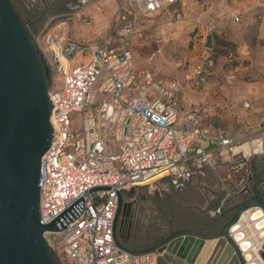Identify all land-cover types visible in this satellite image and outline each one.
<instances>
[{"label": "built area", "instance_id": "built-area-1", "mask_svg": "<svg viewBox=\"0 0 264 264\" xmlns=\"http://www.w3.org/2000/svg\"><path fill=\"white\" fill-rule=\"evenodd\" d=\"M115 1L116 21L95 43L53 34L49 25L35 37L50 73L53 106L52 142L41 161V222L59 220L60 232L46 238L53 249L61 246L70 264H161L156 251L134 254L116 242L120 196L152 185L148 182L160 175L184 178L193 158L214 165V154L229 156L234 142L222 132L212 137L193 105L181 112L177 82L140 74L134 65L131 40L138 14L128 2L138 7L139 15L148 16L183 0ZM241 19L235 16L233 21ZM196 23L199 30L213 29ZM212 65L207 57L194 68L191 80L206 83ZM89 111L92 116H86ZM73 114L84 116L79 133ZM243 162L239 157L235 163Z\"/></svg>", "mask_w": 264, "mask_h": 264}, {"label": "rangeland", "instance_id": "rangeland-1", "mask_svg": "<svg viewBox=\"0 0 264 264\" xmlns=\"http://www.w3.org/2000/svg\"><path fill=\"white\" fill-rule=\"evenodd\" d=\"M100 1L12 0L23 20L29 24L33 37L49 25L51 33H66L75 40L77 30L91 34V27L86 22L93 20L91 11L94 7L75 14ZM186 4L184 9L176 6L159 14L142 16L138 7L128 2L138 14L135 20L137 34L131 40L137 71L179 81L182 86L179 100L186 109L195 104L204 107V122L214 130L223 131L235 146L264 137V126L257 124L258 116L254 118L250 114L251 108L246 106L249 101L242 97L249 94L254 85L259 86L258 91L264 94V43L259 40L258 33L264 0L260 5L256 3L255 9L244 15L240 23L230 19L235 10L239 11L231 0H187ZM102 10L107 13L110 9ZM180 11L185 15L182 20L175 17ZM201 16L211 21L212 31L201 34L195 29L194 19ZM110 29L103 36L109 34ZM212 40L214 46L210 45ZM207 57L213 61L212 74L206 83L198 86L191 80L193 70ZM79 61L81 59L76 58L75 62ZM86 116H92V111ZM83 118L82 114L72 115L77 133L82 130ZM179 180L162 177L152 185L138 189L130 239L134 249L151 248L152 244L173 232L192 230L186 226L190 222L194 224V205L200 196L195 192L194 184L186 186ZM143 196L144 200L141 199ZM48 238L53 239L52 236ZM60 250L61 246L54 249L58 264H70Z\"/></svg>", "mask_w": 264, "mask_h": 264}, {"label": "water", "instance_id": "water-1", "mask_svg": "<svg viewBox=\"0 0 264 264\" xmlns=\"http://www.w3.org/2000/svg\"><path fill=\"white\" fill-rule=\"evenodd\" d=\"M49 89V70L29 24L12 0H0V264H58L46 234L60 232L59 220L44 225L40 215L41 161L53 137ZM243 164L250 170L248 184L217 205L222 214L215 223L201 231L173 232L151 248L131 249L120 241L117 226L127 206L121 195L116 242L134 254L156 251L164 264H248L254 258L264 264V234L256 244L247 242L246 250L238 246L245 235H235L244 212L261 209L251 222L264 216V148ZM250 249L256 252L247 259L243 253Z\"/></svg>", "mask_w": 264, "mask_h": 264}, {"label": "crops", "instance_id": "crops-1", "mask_svg": "<svg viewBox=\"0 0 264 264\" xmlns=\"http://www.w3.org/2000/svg\"><path fill=\"white\" fill-rule=\"evenodd\" d=\"M186 1L187 0H183V2L179 3L176 6H181L184 9L187 7ZM231 1L235 8H239V11L235 10V12H233L230 19L233 21V18L235 16H239L242 18L241 21H243L244 15L250 14L251 11L255 9L256 3H258V1H260L259 3H261V1L263 0H231ZM120 2L127 4L128 0H120ZM127 6L129 5L127 4ZM92 7H94L93 10L91 11V16L93 20L89 21L90 24H88V26L91 27V34H85L84 32L77 30V40L73 38H69L66 33L64 35H60V34L59 35L62 37H65L66 39H70V40H73L79 43H92V42L98 41L97 39L101 35H103L110 28L113 27L116 21L118 3L115 0H101L98 3H94L82 9L80 12L76 13L75 15H78L79 13L83 11L89 10ZM174 7H171V8H174ZM102 8H106V9L109 8L110 10L109 12L105 13L103 12ZM159 13H156V14H159ZM179 13L182 14L181 11ZM183 18H185V15L182 14V18L179 20H182ZM197 21L203 22L207 27L208 26L210 27L213 25L211 24V21L206 20L202 18L201 16V17L194 19V27L197 30H199L197 28V23H196ZM68 31H69L68 33H70V28H68ZM199 31L201 32V34H204L206 33L205 31L207 30L202 29ZM258 33H259V40L263 41L264 43V6H263V14H262V19L260 21ZM205 39H207V36H205ZM82 40L83 41L85 40L87 42H83ZM117 43L120 44V40H117ZM131 51H132V48H131ZM202 61L198 62L197 65L201 64ZM139 73L144 74V73H150V72L144 71V72H139ZM211 74H212L211 69L209 68L208 78L210 77ZM163 80H165L166 82L175 81L178 83L180 87V93H179V98H180L182 95L181 83L174 79H163ZM197 85L199 86L203 84H197ZM258 87L259 86L254 85L253 88H251V92L249 94H243L242 97H244V99H247V101H249V103H246V106H248V108L249 107L251 108L250 114L254 118L258 116L257 124L259 126H264V94L258 91ZM203 108L204 107H202L200 104L194 105V110L199 117L201 126L204 128H208L210 130V134L212 137L216 136L217 133H220V132L224 133L221 130L212 129L204 122V120L202 119V113L205 112ZM180 110L182 113L186 111V106L182 102H180ZM224 135L227 138H229L225 133ZM208 146H209L208 143L203 144V147L205 148H207ZM244 147H245V150H244ZM262 148H264V137L251 140V141H246L244 143H241L238 146L234 145L230 150V155L224 158H221L219 155L214 154V157H213L214 165H209L202 158H193L187 163L186 175L184 178L180 179L179 181L185 182L186 186L194 184V188L196 190L195 192L200 197H199V202L194 205L195 212H196L194 224L190 222L188 223L186 227L192 228V230H195V231H201V230L206 229L205 225L210 224L212 222L215 223L216 215L222 214V210L219 207H217V205L220 203H223L226 199L234 196V194L240 191L243 186L248 184L247 178L250 174V170L244 164H236L235 163L236 159L240 157V158H243L244 161L252 160L254 156L258 154V152ZM258 212H262L261 209L257 207L252 208L244 212L242 218L239 220L238 225H241V227L237 231V233H235V235L242 233L245 235V239L241 241L240 243H238V246L248 244L247 242L256 244L258 243V239H257L258 235L264 234V233H261V232H264V230L257 231L253 229L257 225L264 226L263 224L264 216L255 222H251L249 220L255 213L256 214L254 215V217L259 216L261 213H258ZM236 227H234V229H236ZM235 235L231 234V237ZM254 251L256 252V250L250 249L244 252L243 256H246L249 253L254 255L255 253ZM254 259L255 260H252L248 264H254V263L261 264L257 258H254Z\"/></svg>", "mask_w": 264, "mask_h": 264}, {"label": "flooded vegetation", "instance_id": "flooded-vegetation-1", "mask_svg": "<svg viewBox=\"0 0 264 264\" xmlns=\"http://www.w3.org/2000/svg\"><path fill=\"white\" fill-rule=\"evenodd\" d=\"M138 189L130 194L124 195V202L127 204L124 209L117 226V233L120 241L127 247L134 249V245L130 242L132 236V225H133V211L138 202ZM132 197V198H131ZM142 200L145 199V196L141 197ZM165 238L155 242L151 247L157 246L163 242ZM163 264V263H162Z\"/></svg>", "mask_w": 264, "mask_h": 264}, {"label": "bare ground", "instance_id": "bare-ground-1", "mask_svg": "<svg viewBox=\"0 0 264 264\" xmlns=\"http://www.w3.org/2000/svg\"><path fill=\"white\" fill-rule=\"evenodd\" d=\"M257 148V147H256ZM241 149H242V147H241ZM244 150H245V147H244ZM248 150H249V148H248ZM257 150V149H256ZM161 176L162 175H160V176H158V177H156V178H154V179H152V180H150L148 183H151V182H153V181H155V180H157V179H159V178H161ZM256 217V216H255ZM264 224V223H263ZM236 227V226H235ZM236 229H237V227H236ZM236 229H233V230H236ZM242 247L246 250V249H248V247H249V245L248 244H245V245H242ZM255 250V249H254ZM255 252V251H254ZM251 253H249V254H247L246 255V257H247V259H250L251 258ZM253 260H255V259H253Z\"/></svg>", "mask_w": 264, "mask_h": 264}]
</instances>
